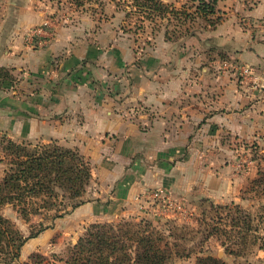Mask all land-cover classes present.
I'll return each mask as SVG.
<instances>
[{
	"label": "rangeland",
	"instance_id": "rangeland-1",
	"mask_svg": "<svg viewBox=\"0 0 264 264\" xmlns=\"http://www.w3.org/2000/svg\"><path fill=\"white\" fill-rule=\"evenodd\" d=\"M5 1L0 0L2 5ZM111 1L121 12L120 17L116 19L111 18V11L104 12V7L98 0H32L31 3L34 2L37 7L44 2L47 3L51 11L45 23L27 31L29 45L42 46L33 44L30 39L32 29L42 25L43 33L48 35L47 42L51 39L55 27L67 22L76 27L80 25L82 29L90 26L93 33L99 29H110L114 34L110 40L111 44L116 42L124 44L130 56L127 59V65L123 66L124 71L121 72V78H126L121 81V109L134 114L140 112L154 115V111L151 110L153 103L150 101L129 99L131 93L142 88V93L145 94L181 95L184 93L199 96L203 94L210 98L217 93L221 95L237 93L239 99L237 107L233 109L239 115L244 114L245 109L252 108V105L255 107L252 108V116L247 114L246 117L239 119L240 123L247 122L248 125L258 120L257 115L264 113V0H218L216 12L210 19H206L195 11L198 0H163L179 12L173 14L168 11L165 16L151 17L142 12L132 11V8L126 6L122 0ZM259 5H262L263 10L255 12ZM2 10L0 7V12ZM229 17L241 30V34H238L241 38L238 37L237 44L233 42L228 44L231 48H228L227 44H217L223 37L209 35L215 27ZM218 19L220 20L215 23ZM208 20L215 25L211 23L209 25ZM162 39L172 43L173 47H166ZM252 42L255 44V49L251 45ZM251 49H254L258 57L255 53L252 55L249 52ZM170 51L171 54H169ZM153 52L159 54L158 61L172 59L180 64L183 59L189 60L190 67L186 70L188 75L185 72L184 80H181L182 72L179 70L177 76L183 82L189 79L190 83L186 82L183 85L176 82L171 86L167 84L165 77H160L162 80L156 79L144 86H141L140 82H135L134 85L133 79L128 75L129 72L125 71L126 68L132 64H140L141 60L149 59V54ZM88 66L84 61L81 62L77 69L78 80L82 79L80 78L82 71H87L86 74L91 73L95 77L92 66ZM174 72L176 74V70ZM10 73V69L0 68V82L17 78L12 73L11 77ZM200 79L203 82L198 84ZM78 80L74 82L80 84ZM110 81L108 87L102 88L100 85L97 87L102 92L114 94L117 79L111 77ZM137 94L140 98V93ZM76 95H71L75 98L74 102H76ZM44 102H46V108L41 114H46L45 119L49 123L43 129L41 127L37 130L33 129L29 134H25V129L21 133L19 126L13 132L0 129V178L8 167L5 149L8 140L32 144L56 141L64 147L77 149L90 163L93 175L86 187L82 203H88L89 209L73 213L76 207L56 218L53 217L56 213L54 210L43 211L25 221L11 205L3 206L0 213L11 220L15 228L24 236L36 232L41 226H48L46 229H50V235L44 244L33 251L27 261H19L18 264H66L70 249L90 225L118 222L121 219L148 220L166 233L169 227L177 226L176 234L184 237L177 240L180 248L185 247L192 252L187 257L173 255L172 264H196L197 255L203 256L208 253L221 258L224 264H264V189L254 182L258 172L264 170L263 130L253 133H246L244 130L243 133H236L223 129L219 133L207 131L192 133L186 145L175 149L173 158L166 160L168 171L164 173L165 178L159 181V177L153 172L155 160L145 156V151H148L146 148L139 146L133 156L121 157V161L117 160L115 166L114 162L110 163L108 159L109 153L116 150L115 140L109 143L110 147L101 149L90 147L85 135L78 132L76 128L70 131L69 128H64V125L58 128L54 124L62 119L61 121L65 120V123L70 125L72 121L77 123L83 116L77 114L75 117L64 118L62 116L64 112L59 111L57 113L59 118L56 116L54 118L52 112L56 102L50 96H47ZM32 112L29 113L31 116ZM75 112L79 113V111ZM202 121L205 122V118ZM147 128V125L142 127V132L147 133ZM101 140H103L102 137ZM188 157L196 162L193 165L194 174L198 173L197 169H203L207 183L210 181L208 176L211 175H214V178L219 176L227 178L229 180L224 184L232 185L230 191L223 198L216 199L207 196V193L202 190L203 186L200 185L184 191L180 183L175 181L172 170L182 166ZM197 162L200 165H196ZM103 163L116 167L117 180L110 179V173L102 174L103 177L99 176L101 173L98 170ZM134 165L136 167H133ZM111 175L113 177V173ZM127 176L131 180L141 178L144 186L131 203H125L122 200L127 188L121 189V184L128 185L129 180H125ZM222 189L225 190V186ZM155 192L159 195H154ZM233 204L240 206L251 215L253 227L256 229V234L247 238V245L237 254L225 250L220 245L217 235L208 237L207 225H205V221H213L212 217L217 215L225 217L230 208L233 212ZM212 205H227V207L216 212ZM16 260L2 264H12Z\"/></svg>",
	"mask_w": 264,
	"mask_h": 264
},
{
	"label": "crops",
	"instance_id": "crops-1",
	"mask_svg": "<svg viewBox=\"0 0 264 264\" xmlns=\"http://www.w3.org/2000/svg\"><path fill=\"white\" fill-rule=\"evenodd\" d=\"M31 1L6 0L3 5L0 2V7L3 9L0 12V68H8L13 75L17 76V78H11V81L8 79L0 82V129L13 132L19 126L21 133L25 129V134L40 127L43 129L49 122L45 119L46 114L41 113L46 108L44 100L50 96L56 102L52 112L54 118H59L57 116L59 111L64 112L62 115L64 118L75 117L77 114L83 116L77 123L72 121L70 125H67L65 120L61 121L62 119L56 121L54 122L56 127L62 128L64 125V128H69L70 131L76 128L78 132L85 135L86 141L92 148L110 147L115 140L116 150L108 155L109 162L113 161L115 166L117 160L121 161V157L133 156L139 146L146 148L148 151H145V156L155 160L153 172L159 177V181L165 178L164 173L168 171L166 160L173 158L175 149L186 145L192 133L198 134L200 131L219 133L223 129L236 133H243L244 130L246 133L264 131V113L257 115L256 117L259 118L252 125L239 122V119L246 117L247 114L252 116L254 105L248 110L245 109L244 114L239 115L233 109L237 107L239 99L238 94L234 92L222 95L217 93L210 98L203 94L200 96L184 93L181 95L145 94L142 93V88H139L135 93H131L129 99L150 101L153 103L151 110L154 111V115L140 112L134 114L121 109V81L126 79L121 78V72L124 71L123 66L127 65V59L130 57L126 46L120 42L111 44L110 40L114 34L110 29H99L93 33L90 26L82 29L80 25L76 27L67 22L55 27L47 44L33 47L28 43L27 31L44 23L51 10L45 2L37 7ZM98 1L104 7V12L111 11L112 19L120 17L121 12L111 0ZM262 10V5H259L255 12ZM233 21L230 17L223 20L209 34L211 37L213 35L217 38L223 37L218 40V45L227 44V47L231 48L228 44L232 42L237 44L238 39L241 38L239 37L241 30ZM161 41L166 47H173L172 43L163 39ZM251 45L255 49L253 42ZM254 49L249 51L252 55L255 53ZM149 57V59L141 60L140 64H132L126 68L125 71L129 72L128 75L133 79L134 85L135 82H140L141 86H144L156 79L162 80L160 77H165L167 84L171 86L176 82L183 85L186 82L190 83L188 76H186L187 81H181L184 80L185 72L188 75L186 70L190 67L189 60L183 59L180 64L172 59L158 61L159 54L156 52L149 54ZM83 61L86 65L92 66L95 77L91 73L86 74L87 71H82L81 81L77 78V69ZM179 70L182 72L181 80L177 76ZM111 77L117 79L116 93L100 91L97 86L108 87ZM75 80H78L80 84L75 83ZM202 82L203 80H198V84ZM61 86H63L62 89H60ZM137 93H140V98ZM74 94H77L76 102L71 96ZM31 111H33L32 116L29 114ZM255 115L254 113V117ZM203 118L205 122L202 121ZM145 125L148 126L147 133L141 130ZM195 163L188 157L178 168L179 170L173 167L172 175L175 176V181L180 183L184 191L200 185L203 186L202 190L207 193V196L214 199L223 198L232 187L228 183L224 184L229 179L221 176L214 178V175H211L208 176L210 181L207 183L203 169H197L198 173L194 174ZM196 165L200 164L197 162ZM98 172L101 173L100 177H103L102 174L110 173V179L117 180L116 167L112 164L103 163ZM91 175H93L92 171ZM125 180H129V183L127 186L121 184V189L127 188L122 200L125 203H131L144 186L141 178L131 180L127 176ZM223 186L225 190L222 189ZM87 204L80 205L73 210V213L89 209ZM49 235L50 229H45L39 235L29 238L21 247L19 258L12 264L27 261L28 256L44 244Z\"/></svg>",
	"mask_w": 264,
	"mask_h": 264
},
{
	"label": "trees",
	"instance_id": "trees-1",
	"mask_svg": "<svg viewBox=\"0 0 264 264\" xmlns=\"http://www.w3.org/2000/svg\"><path fill=\"white\" fill-rule=\"evenodd\" d=\"M122 1L132 11L149 17L165 16L168 11L179 12L163 0ZM198 1L195 11L210 19L216 12L218 0ZM208 23L210 25V20ZM5 149L8 167L0 178V209L11 205L28 221L32 215L43 211L54 210L53 217H60L84 202V193L91 180V166L77 149L64 147L56 141L32 144L13 140L7 141ZM254 182L264 189V170L258 172ZM212 207L217 212L227 205ZM233 209L232 212L230 208L225 217H212L213 221H205V225L208 237L217 235L225 250L237 254L247 245V238L256 234V229L246 210L236 204ZM47 227L41 226L24 236L0 213V264L16 260L23 244ZM175 229L177 226L169 227L166 233L148 220L94 223L72 246L66 264H172L173 255L187 257L192 252L180 248L177 240L182 236L177 235ZM196 264L224 262L208 253L197 255Z\"/></svg>",
	"mask_w": 264,
	"mask_h": 264
},
{
	"label": "built area",
	"instance_id": "built-area-1",
	"mask_svg": "<svg viewBox=\"0 0 264 264\" xmlns=\"http://www.w3.org/2000/svg\"><path fill=\"white\" fill-rule=\"evenodd\" d=\"M43 29H44L43 25L32 29L31 34H30V39H31L33 44H36V45L46 44V42L48 40V38H47L48 35H45L43 33ZM154 195L158 196L159 194H158V192H155Z\"/></svg>",
	"mask_w": 264,
	"mask_h": 264
}]
</instances>
